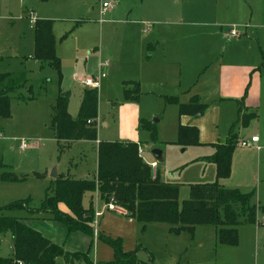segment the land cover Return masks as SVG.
<instances>
[{"label": "rangeland", "instance_id": "1", "mask_svg": "<svg viewBox=\"0 0 264 264\" xmlns=\"http://www.w3.org/2000/svg\"><path fill=\"white\" fill-rule=\"evenodd\" d=\"M102 3L103 0H0V74L9 73L18 84L11 93L9 112L0 114V208L18 201L25 203L2 213L21 219L62 246L70 256L86 255L96 262L115 258L108 237L119 241L124 251L139 248L138 258L148 264H264V114L261 115V109L257 108L258 119L246 123L243 117H237L236 105L230 100L218 104L221 132L237 137L233 173L231 171V177L218 179V182L223 187L251 193L252 202L258 208L255 223L238 226L236 245L222 244L213 226L197 225L192 230L182 229L175 233L166 224L144 225L108 210L97 190L86 192L82 202L84 207L92 206L99 212L92 223L98 234L70 229L52 213L37 211L42 208L47 195L54 193L58 178L94 179L96 176L97 142L59 141L52 128V113L59 94L68 91L69 111L75 118L81 95L88 88L82 80L96 74L95 68L106 59L111 63L98 90L100 120L95 121L99 139L103 142L127 141L122 138L126 132L133 135L136 131L144 150L142 158L147 164L157 160L151 150L159 148L162 159L157 161V171L161 180L179 186L180 207L189 199L193 184L211 183L217 179L210 172V163L203 159L204 147L180 143L178 104L172 100L174 97L156 93L158 83L148 85L147 82L131 81L139 87L136 102L141 109L140 125L133 132L122 128L119 107L126 101L124 89L129 80L123 75L133 73L134 67H125L116 55L112 59L105 54L119 50L121 37L114 29H104L102 33L103 24L97 20L109 17L108 14L101 15ZM32 16L52 20L61 60L60 71L35 59ZM247 30L240 37L224 43L226 47L236 44L238 50L244 52L239 58L228 56L225 63L232 76L244 78L246 94L256 87L261 76L264 79V32L259 40L249 28ZM245 58L255 60L257 66L262 67L247 72L240 65ZM4 84L0 83V89ZM202 87L203 83H199L195 88L197 92L203 91L200 101L211 104L214 90L205 87L204 92ZM253 135L260 140V152L240 145ZM22 142L27 144L26 148H21ZM53 172L57 173L56 178L51 176ZM59 208L67 211L64 203H60ZM14 254L12 232L0 230V258H11ZM59 264L87 262L77 258L72 262L61 257Z\"/></svg>", "mask_w": 264, "mask_h": 264}, {"label": "trees", "instance_id": "2", "mask_svg": "<svg viewBox=\"0 0 264 264\" xmlns=\"http://www.w3.org/2000/svg\"><path fill=\"white\" fill-rule=\"evenodd\" d=\"M34 25V57L42 64H48L58 71L61 60L57 54L53 22L49 19H36ZM0 114L9 111L13 98L12 90L18 86L9 73L0 74ZM127 99L139 97V87L135 82H125ZM172 100L179 105V114L202 115L206 104L194 99L188 104ZM69 92H61L53 105L52 128L59 141L97 140L99 92L97 88L86 89L83 93L78 115L74 118L69 112ZM242 108L240 109V111ZM242 113V112H240ZM257 116L256 113L243 114L245 122ZM89 120L93 122H88ZM181 144H197L198 130L194 126L180 125L178 130ZM237 137L228 136L224 143L215 144V152L207 161L216 165V181L196 183L191 186L189 199L182 207L179 205V186L153 177L152 168L139 153L140 142L112 141L98 144V170L95 179L58 178L53 194L47 195L38 212H50L55 218L63 220L70 229H82L94 233V209L83 206L86 192L98 190L100 197L107 203L113 201L127 211L137 221L147 224H166L170 231L178 233L182 229L192 230L197 225L213 226L217 229L220 242L236 245L238 226L257 221L258 208L252 202L251 193H243L238 188H226L218 179L231 175L232 158ZM153 139L156 137L153 134ZM64 203L68 211L59 208ZM23 201L14 202L0 208V230H10L14 240V256L0 258V264H59V258L83 259L93 264L86 255L70 256L64 248L29 227L21 219L5 216L2 211L24 205ZM115 251L111 261L97 264H148L138 258L139 248L124 251L120 242L107 237Z\"/></svg>", "mask_w": 264, "mask_h": 264}, {"label": "crops", "instance_id": "3", "mask_svg": "<svg viewBox=\"0 0 264 264\" xmlns=\"http://www.w3.org/2000/svg\"><path fill=\"white\" fill-rule=\"evenodd\" d=\"M107 1L114 4L113 8L107 10L102 6L100 11L101 15L108 14L109 17L107 19L100 18L97 21L103 24L102 33L104 29H114L115 33L121 37V44L118 51L110 50L105 54L107 53V56L112 59L116 55L125 67H134L133 73L130 71L123 75L125 78H129L128 81L138 80L140 84L147 82L148 85L158 83L160 85L159 91H156L158 95H170L177 98L178 102L182 104H188L194 99L202 103L200 100L204 96L201 95L203 91L197 92L196 84L203 83L204 92H206L205 87L214 90L215 97L211 99V104H206L207 107L202 115L183 114L179 117V125L197 128L198 145L206 149L202 155L203 159L210 157L215 152V144L224 143L228 138V135L222 133L223 131L221 132L220 129L219 102L233 101L237 108L234 111L237 117H242L247 113H256L257 116L253 119H258L257 108L261 109V115L264 114L263 77L261 76L256 87L250 88L246 94L244 78L237 79L232 76L231 72L226 70L225 63L228 56L239 58V55L244 52L238 50L236 44L230 47L224 46V43L234 39V37L230 38V34L231 30L237 29V27L239 35L235 38L248 32L247 28H249L257 39H261V34L264 32V0H243L244 2L242 0H103V2ZM148 24L151 26L148 27ZM100 57L105 58L102 55ZM106 61L109 64L104 69L105 74L100 79L98 90L110 67V60L106 59ZM240 62L241 67L247 72L254 69L260 70L262 67L257 66L258 63L255 60H246L245 58ZM95 70L96 74L87 77L99 76V64ZM84 80H82L83 84L87 86ZM87 87L84 91L92 88ZM82 97L83 94L81 101ZM136 100L135 98H126V101L119 107L122 128L126 127L131 132L137 130L140 125L141 109ZM99 116L98 113L97 122L100 120ZM126 133L122 137L123 140L139 142L136 131L133 132V135ZM95 141L99 144L101 140L98 137ZM259 142L258 138V142L251 143L249 148L252 151L253 149L258 152L262 151ZM140 147L143 149L142 146ZM143 154L144 150L140 155L143 156ZM234 159L235 157L232 158V173ZM157 161L158 159L151 162L156 163L155 169H152L153 177H160L159 171H157ZM208 163H210L208 166L210 165L212 176H216V165L210 161ZM51 176L56 178L57 173L55 177L53 173ZM77 179H83V177L79 176ZM99 199L106 204L100 194ZM85 208L88 209L87 206ZM116 208L111 211L134 219L128 215L126 210ZM96 213L97 211H94V214ZM98 232L97 230V234ZM91 261L97 264L95 259Z\"/></svg>", "mask_w": 264, "mask_h": 264}, {"label": "built area", "instance_id": "4", "mask_svg": "<svg viewBox=\"0 0 264 264\" xmlns=\"http://www.w3.org/2000/svg\"><path fill=\"white\" fill-rule=\"evenodd\" d=\"M113 3L112 2H103L102 3V6H103V9H112L113 8ZM31 20L33 21V23L35 22L36 18L34 16L31 17ZM151 25L148 24V27H150ZM239 35V32L236 28H233L231 30V34H230V38L231 37H236ZM108 61H102L99 63V69H100V73H99V76L97 77H87L85 78L84 80V83L87 85V86H90L92 88H97L100 86V79L102 76H104L105 72H104V69L108 66ZM88 122H92L91 120H89ZM258 142V137L257 136H253L250 140H245V141H241L240 144L242 146H249L251 143H257ZM27 147V144L25 142H22L21 143V148H26ZM259 148V147H258ZM143 152V149L141 147H139V153H142ZM151 168L152 169H155L156 167V163H151L150 164ZM107 205V209L108 210H116V206H115V203L113 201H110L109 203L106 204ZM99 215V213H96V216ZM94 224H96V221H94ZM94 233L97 234V230L96 228L94 229Z\"/></svg>", "mask_w": 264, "mask_h": 264}, {"label": "water", "instance_id": "5", "mask_svg": "<svg viewBox=\"0 0 264 264\" xmlns=\"http://www.w3.org/2000/svg\"><path fill=\"white\" fill-rule=\"evenodd\" d=\"M151 152L156 156L158 160L162 159V151L159 148H154L151 150ZM53 176H56L55 172H53Z\"/></svg>", "mask_w": 264, "mask_h": 264}]
</instances>
